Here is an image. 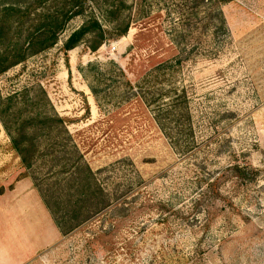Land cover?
<instances>
[{
	"label": "rangeland",
	"instance_id": "obj_1",
	"mask_svg": "<svg viewBox=\"0 0 264 264\" xmlns=\"http://www.w3.org/2000/svg\"><path fill=\"white\" fill-rule=\"evenodd\" d=\"M29 1L0 0L5 43L16 31L24 43L39 12L54 8L48 1L28 19L4 17L6 6L24 11ZM125 1L117 7L134 20L124 36L114 39L118 29L109 28L114 35L98 50L87 37L66 52V40L85 20L80 16L55 46L0 74V264H264V0L223 5L227 34L206 43L192 1ZM106 8L103 0L86 6L88 13ZM168 60L181 61L169 71L188 90L186 134L167 135L139 98L114 92L105 99L110 81L102 75L112 67L136 82ZM97 78L100 104L92 90ZM3 118L14 136L29 119V138L42 156L32 168ZM175 136L190 148H176ZM84 163L113 194L108 207H96L92 184L71 180ZM238 166L246 168L244 177ZM43 193L54 196L62 214L76 210L62 228ZM66 201L73 204L65 209ZM71 216L82 217L70 222Z\"/></svg>",
	"mask_w": 264,
	"mask_h": 264
},
{
	"label": "trees",
	"instance_id": "obj_2",
	"mask_svg": "<svg viewBox=\"0 0 264 264\" xmlns=\"http://www.w3.org/2000/svg\"><path fill=\"white\" fill-rule=\"evenodd\" d=\"M51 1L53 3L54 8L45 9L44 12H39V24L34 25V31L30 32L26 41L24 43L18 42L19 40L15 37L19 33V31L14 32V38H10L9 43L4 42L3 32L6 25L0 21V56H14L12 60L9 58H0V74L7 71L11 66L18 65L24 62L28 56L38 55L45 50L56 45L59 35L63 32L73 19L84 16L85 20L82 25L74 30L66 40L64 44V49L66 52L77 47L81 42L90 38L89 48L93 51L98 50L108 38V34L113 36V30L118 29V33L114 39H118L124 36L131 26L134 17L130 15V17H126L123 14V10L121 7H117V4H125V0H103L105 4H108L109 8L106 10L94 12H87L86 6L90 3L98 4L100 0H31L29 3H26L27 6L23 10V5L21 4H10L5 7L6 15L4 17L13 16L23 13L27 19L30 17V12L33 9L36 11L38 7H42L46 2ZM193 2L192 12L190 14L192 17L199 15V8L201 9L203 22H204V32L203 35L207 40H204V43L208 42L210 39H222L227 34V22L223 12V5L226 3L232 2L233 0H190ZM18 5V6H17ZM47 10V11H46ZM137 14L139 16L145 15V11L140 6L137 9ZM1 19V17H0ZM4 19V18H3ZM194 19V18H193ZM191 19V20H193ZM109 28L112 29L109 30ZM8 32L12 33V26H8ZM18 32V33H17ZM16 40V42H14ZM180 64L181 61H166L158 64L154 68H152L143 78L133 82L125 73V71L121 68L112 67L109 72L103 76H106L108 81H110V85L108 88H105L106 98L109 101V98L112 93L120 92L119 99L125 100L126 96L131 98H139L146 106L152 109L154 113V119L158 123L161 130H163L167 135H171L170 131L173 129L179 130V134H186V125L184 123V119L189 117V95L188 90L183 86L179 87L172 80L174 79L173 74L169 71L171 68H174V64ZM101 77V78H102ZM97 78V83L99 86L92 87L93 93L97 97V101L100 104L101 100L99 98L100 86L102 84V79ZM99 88V89H98ZM18 93H14L13 95L7 97L9 100H14L17 97ZM2 103V96L0 94V105ZM1 117H3L1 115ZM52 116L45 114L43 119L46 122H50ZM28 118L22 120L23 124H18L15 128L16 135L14 136L11 132V125L8 120L3 118V123L5 124V128L11 132L12 141L14 147L19 152L23 164L26 167L32 168L36 161H38L42 156L39 152V142L34 138H29V131L33 126H27ZM60 121V120H58ZM175 121V122H173ZM61 122V121H60ZM183 128V129H182ZM189 130L193 132V126L189 125ZM190 132H188V137ZM187 138V137H186ZM173 144L180 151L185 152L190 147L189 141L182 140L178 136L173 137ZM39 152V153H38ZM82 169L87 173L84 176L76 177L78 172H81ZM237 171L239 172L240 177L245 176L246 168L238 166ZM71 180L74 182L85 180L87 184L94 186V191L92 192L93 197L95 198L96 193H99L98 202L96 207L98 209H103L104 207H108L113 200V194L109 193L106 189L102 187L99 183V179L96 173L89 167L87 163L84 165L77 166V171L72 173ZM76 188V184L74 186ZM69 189V188H68ZM72 189H69L71 191ZM63 191V190H62ZM62 195L63 192H62ZM44 201L47 207L50 209L51 214L54 218L55 223L59 228H62V221L68 217V215L74 213L76 210L70 209L67 210L66 214H62L58 207L59 202L56 200V204L54 206V196H50L43 193ZM90 202V201H87ZM73 202L69 201L65 203V209L68 205L72 206ZM102 208H99L101 207ZM74 211V212H73ZM91 214L89 210L86 213H82L83 215ZM82 216H71L68 221L73 222V220L79 221V217ZM88 217V216H87ZM83 218V220H87ZM67 224V222L65 221Z\"/></svg>",
	"mask_w": 264,
	"mask_h": 264
}]
</instances>
